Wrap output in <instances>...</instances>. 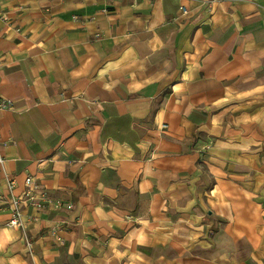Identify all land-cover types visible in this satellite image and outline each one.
<instances>
[{
  "label": "crops",
  "instance_id": "0c3cea01",
  "mask_svg": "<svg viewBox=\"0 0 264 264\" xmlns=\"http://www.w3.org/2000/svg\"><path fill=\"white\" fill-rule=\"evenodd\" d=\"M0 13V264H264V0Z\"/></svg>",
  "mask_w": 264,
  "mask_h": 264
},
{
  "label": "built area",
  "instance_id": "2783aa9c",
  "mask_svg": "<svg viewBox=\"0 0 264 264\" xmlns=\"http://www.w3.org/2000/svg\"><path fill=\"white\" fill-rule=\"evenodd\" d=\"M182 13L186 14V10L182 7ZM0 17L6 19L4 13H0ZM11 106L10 101L0 99V110H4ZM164 128V127H163ZM3 159L0 157V164L3 163ZM25 191L21 195H13L12 188L14 181L10 180L7 183V189L10 192V196L5 201V205L10 212L11 216L8 220V226L11 228L23 229L24 224L21 220L22 210L24 207H32L39 211H51L57 212L63 209L70 210L72 205L58 198L49 197L39 185H37L32 177H26L24 180ZM31 220H35V217H30Z\"/></svg>",
  "mask_w": 264,
  "mask_h": 264
}]
</instances>
